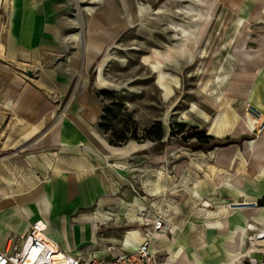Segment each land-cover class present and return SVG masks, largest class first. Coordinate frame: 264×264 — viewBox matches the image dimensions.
Instances as JSON below:
<instances>
[{
  "label": "rangeland",
  "instance_id": "1",
  "mask_svg": "<svg viewBox=\"0 0 264 264\" xmlns=\"http://www.w3.org/2000/svg\"><path fill=\"white\" fill-rule=\"evenodd\" d=\"M55 1L59 6L67 7L58 16L68 30L62 33L63 37L67 38L65 48L51 49V51H61L63 57H57L54 61L47 57L34 59L30 64L25 65V69L31 71L30 75L18 69L15 30L9 33L10 14L18 0H4L5 7L0 13L3 25L0 31V43L6 47V57H4L3 47L0 44V71H4L2 68L7 66L14 68L13 71L18 72L19 76L21 74L26 76L21 77L24 83L20 89V105L15 106L17 109L5 107L0 109V127L4 126L8 121L7 118L10 117L22 122L21 125L11 124L2 133L0 188L19 187L16 192L25 191L28 187L25 183L27 178L35 182L38 181L37 177L39 180H47L51 176L52 168H56V171L70 169L63 163V158L86 157L92 160L85 156L82 147L78 151H72L71 146L76 144L73 141H68L67 145L62 147L40 146L35 141L57 127L63 132L68 126H61V123L67 122V112L70 107L72 112L87 116L88 106L83 102H74L77 84L80 78H85L89 95L96 98L99 104V113L95 121L97 133L112 148H124L130 144L137 147L126 154L105 159L102 165L91 172L99 178L107 196L116 200L114 205L103 209L110 219L109 222L113 223L114 227L127 228L128 222L123 215L127 210H136L138 218L159 217L164 221L163 214L174 213L170 206H175L176 202L180 201L177 200L180 198L177 194L182 192L167 189L165 181L161 183V177L175 181V175L171 173L173 167L182 164L184 160L180 150L196 151L197 147L202 146L195 137L199 132L207 135L208 123L203 119L209 121L214 118L217 106L213 105V101L216 100L213 94L220 95L219 102L229 100L230 95L224 90L226 84L218 85L216 80L213 81V77L217 76L221 69L225 72L236 69L235 49L239 47L241 39L243 64H245L244 60L247 61L252 57L253 51L245 47L251 26L243 25L241 18L245 7L253 8L251 17L254 18L256 12L264 7V0ZM107 11H115L114 15L123 22L124 28L115 36L110 35V31L107 30L110 35L109 41L97 57L86 58V61L84 57L87 55V49H85L84 37L87 23L96 14H106ZM238 23L243 26L241 27V24L238 26ZM253 23L254 21L250 24ZM251 33L249 32L250 35ZM73 35L80 36L79 46L71 42L70 37ZM260 46L253 52V55L258 56L259 59L262 52ZM155 59L161 64L159 65ZM259 64H254V70L259 68ZM33 65H41L45 69L58 65L60 71L67 73L75 65L78 73L75 71L69 78L56 73L57 87L49 91L32 82H42V76L38 75ZM152 65H156L162 73L153 70ZM99 82L108 84L109 88H103L98 84ZM209 89L213 92L208 93ZM104 92L108 94L103 95ZM253 97L252 102L247 100L245 103L253 105V102H256L264 109V92H259ZM30 102H42L41 108L34 114L30 109L25 108ZM221 107L222 105L219 108ZM257 109L264 116V111ZM203 113L206 116H203ZM244 117L253 120L246 116L243 109L241 117L243 126ZM178 124L183 127H177ZM263 125L264 119L255 122L254 133ZM145 130H150V134L146 136ZM160 130L162 137L161 140H157ZM252 138L246 137L236 141L240 143L242 140ZM256 138L252 139L256 141L255 148L259 145ZM227 140L231 141L229 138L221 141L213 138L207 146H202V150H209L213 145L224 146ZM169 148L172 150L167 151ZM4 166H8V169H4ZM149 167L151 173L145 174L146 168ZM166 167H169L168 174L163 171ZM75 169L76 167L71 165L70 170ZM161 171L164 173L161 174ZM156 172L160 173V179ZM79 175L83 176L82 173ZM6 180H8L7 184ZM145 181L151 182L152 187L155 188H159L160 185L161 189L150 197L143 188ZM146 198L154 201L147 203ZM134 199L141 208L134 209L129 205ZM260 206L261 204L257 202L254 205L243 206V212L256 213ZM199 208L188 206L184 212L197 213ZM238 209L241 207H228L232 212ZM116 213L118 216L115 215ZM138 223L143 229L148 228L144 222L138 221ZM244 228L252 232H246L243 236V253L237 255L241 258L238 261L241 264H264V225L254 227L253 224L246 223ZM144 234L146 237L148 233L144 232ZM99 238L97 235L90 242L75 232L79 254L86 258L92 255L86 253V250L95 247V241L98 242ZM257 253L262 255L259 261L251 257V254Z\"/></svg>",
  "mask_w": 264,
  "mask_h": 264
},
{
  "label": "crops",
  "instance_id": "2",
  "mask_svg": "<svg viewBox=\"0 0 264 264\" xmlns=\"http://www.w3.org/2000/svg\"><path fill=\"white\" fill-rule=\"evenodd\" d=\"M66 8L65 5L59 6L55 0H18L10 14L9 33L15 30L14 40L17 42L18 59L16 63L23 73L26 70L25 65L38 57H47L52 61L57 57H63L61 51H51V49L65 48L67 38H64L62 33L67 31L68 27L64 25L58 14ZM114 12L96 14L87 23L84 37L87 55L84 60L97 57L109 41L110 35H118L124 28L123 22L114 15ZM252 14L253 8L243 9L241 18L243 25L251 26L245 47L254 52L261 45V58L259 59L252 52V57L247 61L244 60L245 64H243V40H240L239 47L235 49L236 69L230 72L221 69L219 74L213 77L218 85L226 84L224 90L230 98L223 102L217 99L213 101V105L217 106L214 118L209 121L203 119L208 123L206 133L208 136L216 141L229 138L232 143L224 146L213 145L209 150L190 152L185 149L180 150L184 160L182 164L173 167L171 173L175 175V181L161 177V183L165 181L167 189L182 192L177 194V197H180L177 200L180 201L176 202L175 206L168 205L174 213L163 214L164 224L168 230L151 233L149 219L144 222L148 228L143 229L138 223L136 210H127L123 214L128 222L127 228L114 227V224L109 222L110 219L103 209L114 205L116 200L107 196L101 181L91 172L102 165L105 159L126 154L137 147L130 144L124 148H112L97 133L95 121L99 113V104L96 98L89 95L85 85L86 79L79 77L74 102H83L88 106L87 116L72 112L70 107L67 112V122L61 123V126H68L63 132L57 127L35 141L45 147H62L67 145L68 141H73L76 144L71 146L72 151H78L82 147L85 156L92 160L86 157L63 158L66 166L71 169V165H74L76 169L56 171V168L51 167V176L47 180H39L37 177L38 181L35 182L27 178L25 183L28 187L25 191L16 192L19 187L0 188V251L8 248V239L16 240L19 246L31 225L42 220L47 224L45 236L48 240L72 255L83 256L77 250L75 232L90 242L97 235L100 237L98 242L95 241V247L86 250V253L100 258L132 252L145 238L144 232H147L151 233V251L166 264H241L237 255L243 253V236L246 232H252L244 228L245 224H253L254 227L264 225V204H262L264 125L254 133V123L244 117L243 126V118H241L244 103L247 100L252 102L255 94L264 92V7L256 12L254 18L251 17ZM243 25L241 24V27ZM238 29L240 30L239 27ZM107 30L110 31V35ZM249 32H252L251 35ZM70 39L77 46L81 43L78 35H73ZM2 47L6 57V47L4 45ZM256 63H260L259 68L254 70L253 66ZM32 67L42 76V82H32L49 91L57 87L56 73L64 78H69L75 71L78 73L75 65L69 73L60 71L58 65L50 69H45L41 65ZM13 69L6 66L2 68L4 71H0V109L5 107L16 110L15 106L20 105L21 102L20 89L24 83L21 77L26 76L24 74L19 76ZM99 85L105 89L109 88L108 84L99 82ZM220 104L221 108H219ZM41 105L42 102H30L25 108L30 109L34 114ZM253 105L264 111L256 102H253ZM203 116L206 115L203 113ZM7 119L4 126L0 127V140H3L2 133L11 124H22L13 117ZM214 131L215 135L212 134ZM246 137H253L252 139L257 137L255 140L259 142L258 147L248 149L247 141L253 142L252 139L242 140L240 143L236 141ZM170 150L172 149L169 148L167 151ZM4 169L7 170L8 166H4ZM163 169L168 174L169 167ZM81 173L83 176L79 175ZM148 173H151L150 167L145 170V174ZM160 173L156 174L158 179ZM7 182L8 180L6 184ZM143 188L150 197L161 189L160 185L159 188H155L152 187L151 182L146 181L143 183ZM146 201L149 203L154 200L146 198ZM255 202L261 204L256 213L243 212V206L254 205ZM136 203L137 200L134 199L129 205L134 209L141 208ZM188 206H198L200 210L197 213L186 214L184 209ZM229 206H239L241 209L232 212L228 210ZM115 215L118 216L117 213Z\"/></svg>",
  "mask_w": 264,
  "mask_h": 264
},
{
  "label": "built area",
  "instance_id": "3",
  "mask_svg": "<svg viewBox=\"0 0 264 264\" xmlns=\"http://www.w3.org/2000/svg\"><path fill=\"white\" fill-rule=\"evenodd\" d=\"M4 7H0V13L4 10ZM2 26L1 24L0 31ZM244 112L254 122L264 119L263 114L248 102L244 106ZM143 216L144 214L141 217ZM138 221L146 222L147 219L138 218ZM149 221L154 231H161L164 228V221L159 217L149 219ZM37 232L43 231L36 225H31L19 246L16 240L8 239V248L0 251V264H166L150 250L148 234L132 252L118 253L108 258L91 255L86 258L80 255H72L57 246L49 244Z\"/></svg>",
  "mask_w": 264,
  "mask_h": 264
},
{
  "label": "bare ground",
  "instance_id": "4",
  "mask_svg": "<svg viewBox=\"0 0 264 264\" xmlns=\"http://www.w3.org/2000/svg\"><path fill=\"white\" fill-rule=\"evenodd\" d=\"M3 4H4V0H0V7H2L3 6ZM239 24H241V23H239ZM0 27H1V24H0ZM156 60V59H155ZM157 62H158V64L160 65L161 63L158 61V60H156ZM152 69L153 70H155V71H157V72H159L160 74L162 73V71H159V68L156 66V65H152ZM226 75V74H225ZM225 77V76H224ZM217 80L219 79V78H216ZM213 80L215 81V78H213ZM220 81V80H219ZM99 84V83H98ZM104 85H107V84H105V83H103ZM208 91V93H211L212 92V89H209V90H207ZM215 97H216V99L217 100H219L220 99V95H215ZM247 103H245V105H246ZM244 105V106H245ZM244 109V108H243ZM245 113V112H244ZM246 114V113H245ZM246 116H248L247 114H246ZM249 117V116H248ZM250 118V117H249ZM251 119V118H250ZM252 120V119H251ZM253 121V120H252ZM254 122V121H253ZM255 123V122H254ZM232 128V127H231ZM264 129V128H263ZM262 129V130H263ZM212 134L213 135H215L216 134V132L214 131V132H212ZM247 144H248V149H250V150H252L253 148H255V144H256V141H253V142H250V141H248L247 142ZM201 160V159H200ZM201 162V161H200ZM206 162V161H205ZM33 225H36L41 231H43V232H37V234H39L40 236H41V238L43 239V240H45L46 242H48L49 244H51V245H53V246H56L53 242H51V241H49L48 240V238L45 236V231L47 230V224L45 223V222H43V221H36V222H34L33 224H32V226ZM165 227L161 230V231H157V230H151V233H162L163 231H165ZM151 233H149L147 236H149V238H150V246H151ZM156 235V234H155ZM159 237V236H158ZM153 244H154V242H153ZM155 245V244H154ZM151 250V249H150ZM253 255H255V254H253Z\"/></svg>",
  "mask_w": 264,
  "mask_h": 264
},
{
  "label": "trees",
  "instance_id": "5",
  "mask_svg": "<svg viewBox=\"0 0 264 264\" xmlns=\"http://www.w3.org/2000/svg\"><path fill=\"white\" fill-rule=\"evenodd\" d=\"M105 94H108V93L104 92L103 95H105ZM177 127L182 128L183 125L178 124ZM144 133L147 136L148 134H150V130H145ZM171 136H173V135H171ZM161 137H162V133H161V130H160L157 140H161ZM195 138L197 139V141L199 143H201L202 146H207L211 141H213L212 137L205 135L203 132H199ZM226 143L230 144L232 142L227 140ZM202 146L197 147L195 150H202V148H203Z\"/></svg>",
  "mask_w": 264,
  "mask_h": 264
},
{
  "label": "water",
  "instance_id": "6",
  "mask_svg": "<svg viewBox=\"0 0 264 264\" xmlns=\"http://www.w3.org/2000/svg\"><path fill=\"white\" fill-rule=\"evenodd\" d=\"M25 72H26L27 75L31 74V71L29 69H26ZM251 257H254L257 261H259L261 259L262 255H261V253H257L255 256H253L251 254Z\"/></svg>",
  "mask_w": 264,
  "mask_h": 264
}]
</instances>
